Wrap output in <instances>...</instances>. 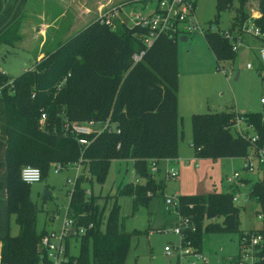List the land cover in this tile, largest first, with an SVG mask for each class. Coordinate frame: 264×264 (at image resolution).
I'll return each instance as SVG.
<instances>
[{
  "label": "trees",
  "instance_id": "16d2710c",
  "mask_svg": "<svg viewBox=\"0 0 264 264\" xmlns=\"http://www.w3.org/2000/svg\"><path fill=\"white\" fill-rule=\"evenodd\" d=\"M252 2L259 3L260 17L256 22L264 34V0H217L216 20L223 10L234 9L227 31L235 33L250 16L247 9ZM129 22L113 19L107 23L105 18H99L17 78L0 70V264H50L41 247L48 231L38 233L40 210L30 199L31 185L21 179L26 167L40 169L42 181L49 166L69 169L82 159V173L70 194L67 212L77 232L66 241L80 236L84 245L91 239L92 264H125L131 236L120 224L117 208L108 218L106 232L100 230L93 194H88L81 184L89 182L91 174L103 177L113 160H130L135 177L144 180L143 185H128L120 191V195L132 198L133 209L148 207L156 194L163 193L165 181H156L149 161L178 158V38L186 33L175 24L174 33H159L147 46L151 29ZM18 28L19 23H15L8 29L0 37V45L11 48L18 38ZM219 32L209 31L204 37L221 69L234 63L237 53ZM254 39L264 43V38ZM136 56L141 58L136 60ZM43 113L47 119L41 124ZM237 117L251 127L245 134L256 136L254 143L234 129ZM108 120L120 133L77 136L65 128L67 122L102 124ZM191 121L197 158L245 159L252 149L256 153V149L264 147L261 114L208 112L192 115ZM79 139L87 140L88 145H81ZM234 196L229 192L178 196L180 219L189 223L181 237L183 249L201 254L204 234L239 233V209ZM250 196L264 208L261 180ZM13 216L19 227L16 236L11 232ZM79 229L85 233L80 234ZM259 233L264 239V220ZM62 264H87L83 249L79 257L71 256Z\"/></svg>",
  "mask_w": 264,
  "mask_h": 264
},
{
  "label": "rangeland",
  "instance_id": "374dc122",
  "mask_svg": "<svg viewBox=\"0 0 264 264\" xmlns=\"http://www.w3.org/2000/svg\"><path fill=\"white\" fill-rule=\"evenodd\" d=\"M67 1L66 20H70L68 22L72 24H68L67 30H62L59 36L52 34L57 28H50L47 53L54 52L71 35L77 34L76 31L85 28L113 10L120 11L118 19L128 22L127 15L130 12L135 10L144 16H150L155 13L159 4V0H81V5L80 0ZM49 2L52 6H59V0ZM216 5L217 0H197L191 25H198L199 31L180 35L178 38V95L188 97L191 92L197 90L201 100L205 99L203 106H199L201 111L198 114L208 112L256 113L264 118V103H262L264 72L259 71L258 57L259 50L264 48V43L245 36L243 46L239 49L234 63L225 65L224 69H219L205 41L204 34L211 28L229 29L235 11L234 9L223 10L216 20ZM258 5L259 3L252 2L247 9L248 13L258 14ZM234 6H237V3ZM55 12L51 9V13ZM42 21L36 17L32 21L24 19L19 23L22 43H32L31 39L35 33L44 30V27H41ZM58 37L59 40L54 42L53 40ZM181 37H186L187 40L182 41ZM27 39L30 41L27 42ZM2 49L0 70L12 79L22 75L44 58L43 55L36 60V50L32 52L30 49L28 52L20 48L4 47ZM248 65L252 66V70H248ZM224 70L233 73L232 76L230 78L226 76ZM237 75L239 76L236 80ZM189 116L184 119V137L180 139L185 150L191 147L190 140L193 135L192 116L191 114ZM189 152L187 151V154ZM250 153H253V149ZM194 157H191V161L185 162L186 165L180 168L175 167L180 177L167 180L163 193L156 194L150 200L148 207L140 206L134 210L132 198L120 195L121 189L128 185L135 187L144 184V180L135 177L133 162L130 160H113L103 177L99 178L96 174H91L90 181L81 184L87 192L93 194L102 232H106L108 218L112 210L117 208L119 222L125 232L131 236L125 264H224L227 257L237 254V242L241 233L262 229L263 220L258 218V213H263V206L250 196L254 185L262 175L253 176L244 171L242 159H224L213 162L199 158V168H196ZM166 164H161L160 174L154 175L156 180H159L161 176L162 178L166 176L168 170ZM56 168L58 166L55 164L49 166L45 179L29 187L30 199L40 210L37 216L38 233L45 229L48 232L59 234L67 217L70 194L75 188L74 184H68V180L76 178L75 170L70 167L56 172ZM234 173H240L242 186L237 187L235 183L228 181ZM47 192L50 196L45 198ZM209 192L239 194V200L236 203L239 209V233L204 234L202 253L197 256H182L181 236L175 232L180 222L179 212L177 207L167 209L166 200L178 194L203 195ZM11 232L13 236L19 233L14 216L11 218ZM67 242L69 244L67 260L71 256L79 257L83 249L87 264H92L91 239L83 245L80 236L71 237L63 241V247ZM166 248L171 249L172 256H168Z\"/></svg>",
  "mask_w": 264,
  "mask_h": 264
},
{
  "label": "built area",
  "instance_id": "2783aa9c",
  "mask_svg": "<svg viewBox=\"0 0 264 264\" xmlns=\"http://www.w3.org/2000/svg\"><path fill=\"white\" fill-rule=\"evenodd\" d=\"M197 0H160L158 7L155 13L151 16H144L139 12H132L129 16L130 25H139L143 27H148L151 29V35L146 40L147 46H150L159 33H168L172 34L176 31L175 24L179 25L184 33H195L199 31L198 25H191V20L194 16L195 4ZM119 10H113L107 15L101 16V19H106L107 23H110L113 19L120 18ZM260 14H251L246 21L241 26L240 30L235 33H230L225 30L224 32H219L218 29L211 28L210 32H219L221 33L226 40L232 43V50L238 53L239 49L243 46V38L245 36L253 38H264V34L259 28L256 20L259 19ZM208 31V32H209ZM259 61L261 64L262 71L264 72V48L259 50L258 53ZM141 56H136L135 59L139 60ZM248 69H252L251 65H248ZM224 69V68H221ZM226 76L229 78L233 73L224 70ZM264 103V100H262ZM47 119L46 113H43L41 116L40 123L44 124ZM65 128L72 134L77 136L85 135H100L103 132H117L120 133V130L116 128V125L112 124L110 120L105 123H96L94 121L76 124L69 123L65 124ZM234 129L241 136L246 139H250L254 143L257 139L256 136L246 135V130L251 129L244 123V120L237 117ZM79 143L83 146L88 145V141L84 139H79ZM256 153L249 155L244 159L243 170L248 173H261V181L264 183V147L256 149ZM170 160H165L168 162ZM82 159L79 162L72 164V168L75 170V179H69L68 184H76L77 179L81 176L82 173ZM159 163L157 160L149 161V168L152 175L159 173ZM63 170L60 166L56 168V172H61ZM178 173L174 168H169L166 172L165 179L172 180L177 178ZM21 179L25 184L32 185L38 182H41L42 172L40 169L33 167H26L22 170ZM229 182L235 183V185L242 186L241 175L240 173H234L232 178L228 179ZM90 194V192H87ZM239 200V194L234 196L233 202L236 203ZM178 197H170L166 200V207L172 208L177 207ZM258 218L264 220V208L263 213H258ZM189 223L186 219H180V222L177 224V229L175 232L183 236V232ZM73 229V221L67 216L62 231L57 234L56 232H48L42 239L41 247L45 249L47 259L50 264H62L67 261L66 258V246L63 247V241L66 240L71 235V230ZM77 231L74 232L76 234ZM79 233H85L84 229H79ZM263 236L259 231H249L241 234L239 239V252L235 258H230L226 264H264L263 248L264 241ZM183 252L182 256L187 255H200L194 254V250L191 248L183 249L180 247ZM168 256H172L171 249L166 248ZM199 258V256H198Z\"/></svg>",
  "mask_w": 264,
  "mask_h": 264
},
{
  "label": "crops",
  "instance_id": "0c3cea01",
  "mask_svg": "<svg viewBox=\"0 0 264 264\" xmlns=\"http://www.w3.org/2000/svg\"><path fill=\"white\" fill-rule=\"evenodd\" d=\"M49 1L50 0H0V37L8 29H10L15 23H20L24 19L26 21L27 20L32 21L36 17L40 18L41 20H43L41 22V25H42L41 27H44L46 34L44 35V30L42 29L43 31L41 30V31H38V33L36 32L37 35L35 33L34 37L31 39L33 41L32 43H29V44L26 42L22 43L23 40H20V28H18V33H17L18 38L15 40V43L11 48H20V49H23V50L28 51V52L30 51V49L32 52H35V50H36V52H37L36 60L39 59L43 55L45 56V54L48 52V51H46L47 50L46 48L48 47L47 46L48 41L50 40L49 36H48V31L50 32V28H54V29L57 28L56 30H54V32L52 34L59 36L60 33L62 32V30L66 31L68 24H70V22H68L70 20H68V21L66 20V18H67L66 10L68 9V1L67 0H59V6H56V5L52 6ZM74 2H75V0H74ZM79 4L80 5L82 4L81 0H80ZM51 9L54 12L55 11H58V12L51 13ZM134 11H132V12H134ZM132 12H130L127 15L128 19H129V16ZM81 14H83V13L81 12ZM82 20H83V18L80 20V23L82 22ZM19 26H20V24H19ZM81 30L76 31V32L79 33ZM77 34H75V35H77ZM75 35L74 34L71 35L70 38L74 37ZM70 38H68L67 40H69ZM57 40H59V37L55 38L53 41L56 42ZM29 41L30 40L27 39V42H29ZM20 44H21V46H20ZM2 48H4V46L0 45V52L3 50ZM259 63H260V61H259ZM259 67H260L259 71L261 72L262 71L261 64H259ZM248 70H250V69H248ZM238 76L239 75H237V77H236L237 79H238ZM197 93H198V91L195 90V91L191 92L188 97H186L185 95H182V96L178 95V110H179V118H180L179 119L180 139H182V137H184V129H185L184 119H185V117L189 118L190 117L189 114H191V116H192L194 114L200 113L199 111H201V109H199V106H203V104H204L205 99L201 100V96ZM240 114H244V113H240ZM192 139H193V135H192V138L190 140L191 147L186 149V150H185V147L182 146V142L180 140L179 141L178 158L175 160H170L168 162H165V161L160 162L159 163V170H160L161 164H163V163H167L166 164L167 169H169V168L175 169V167L180 168V166L186 165L185 162L191 161V157H194V155H195L194 166L196 168H199V161L200 160H199V158L196 157L195 149L192 146L193 145ZM187 151H190V152L187 154ZM242 160H243V165H244V159H242ZM211 161H213V160H211ZM213 162H216V161H213ZM159 174H160V171H159ZM251 174L253 176L254 175L256 176V175H259L261 173H251ZM177 177L178 178L180 177L179 174ZM261 178H262V176H261ZM261 178H259L258 180H261ZM161 180H164L165 184H166L167 180L165 179V176H164V178H162V176H161L160 179L156 180V181H161ZM209 193H212V192H209ZM206 194H208V193H206ZM178 196H193V194L174 195V197H178ZM239 239H240V236H239ZM239 239L237 242V254L234 256L227 257L225 259L224 264H226L230 258H232V257L235 258L238 255Z\"/></svg>",
  "mask_w": 264,
  "mask_h": 264
},
{
  "label": "water",
  "instance_id": "95a60500",
  "mask_svg": "<svg viewBox=\"0 0 264 264\" xmlns=\"http://www.w3.org/2000/svg\"><path fill=\"white\" fill-rule=\"evenodd\" d=\"M181 40H182V41H186L187 38H186V37H181ZM236 80H237V78H236ZM48 196H50V193L47 192V193L45 194V198L48 197ZM74 232H75V229H72V230H71V235H73ZM41 251H42V253L44 252L43 249H42Z\"/></svg>",
  "mask_w": 264,
  "mask_h": 264
}]
</instances>
